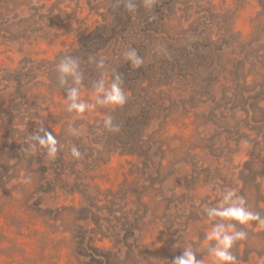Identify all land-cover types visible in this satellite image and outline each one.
Returning a JSON list of instances; mask_svg holds the SVG:
<instances>
[{
	"label": "rangeland",
	"instance_id": "obj_1",
	"mask_svg": "<svg viewBox=\"0 0 264 264\" xmlns=\"http://www.w3.org/2000/svg\"><path fill=\"white\" fill-rule=\"evenodd\" d=\"M112 2L0 0V167L20 161L35 145L49 167L62 160L67 171L73 166L69 180L75 184L57 202L84 200L92 212L89 225L102 226L97 245L117 250V244H131L133 253L120 251L117 264H174L187 259V252L215 264L210 255L215 239L201 241L202 222L210 236L213 226L234 231L228 224L235 223L214 214L217 195L227 208L245 188L251 201L259 200L257 183L264 194V114L254 106L243 109L240 95L250 105L256 95L264 106L259 0H159L127 32L114 34L93 61L102 74L91 76L85 61L68 52L84 43L87 27L112 18ZM222 36L232 43L223 55ZM200 45L210 47L211 61L195 59ZM132 48L144 63L135 80L128 83L126 75L131 89L119 108L130 111L129 117L119 116L122 128L125 121L139 132L131 141L121 128L108 132L104 120L116 115L106 95L113 75L127 69L123 54ZM222 58L227 62L220 68ZM61 62L70 67L66 79L51 78V68ZM80 103L86 105L83 114L68 111ZM46 132L57 140L55 159L51 146L40 144ZM73 146L80 159L73 158ZM12 189L7 202L22 197ZM229 190L236 195L226 199ZM252 246L259 248V241ZM255 262L264 264V258L254 256Z\"/></svg>",
	"mask_w": 264,
	"mask_h": 264
},
{
	"label": "trees",
	"instance_id": "obj_2",
	"mask_svg": "<svg viewBox=\"0 0 264 264\" xmlns=\"http://www.w3.org/2000/svg\"><path fill=\"white\" fill-rule=\"evenodd\" d=\"M157 3H159V0H157ZM125 4L134 6L132 11H128L125 8ZM258 5L261 7L262 17H264V0H259ZM135 7L137 12H135ZM110 8L113 11L112 18L103 20L100 23L95 22V25L90 29L87 27V31L84 30L82 32V34L86 32L84 43L80 42L78 47H72V51L68 52L70 55L73 53L76 59L85 61L86 66L83 69L89 72L91 76L94 73L102 74L101 67L97 70L93 61L100 60L99 55L104 54L106 47L116 36L114 34L120 31H122L121 34L127 32L134 20L145 18L148 12V9L143 6V0H113ZM260 27L263 30H260L262 34L259 35V40L264 44V25ZM227 32L228 30L225 29V33ZM221 39L220 50H222L223 55L228 53L232 43L227 36H222ZM209 48V46L206 48L202 45L198 46L195 59L200 57L206 63L208 60L211 61V53L207 52ZM226 62L227 60L222 58L221 65H219L220 68H223ZM77 65L75 64V67ZM126 68L122 72L118 70L113 75V78L116 80V75L120 74L123 80L120 87L124 88L127 86L125 91H130L129 89L131 88H129L130 85L128 83L131 80H135L136 71L140 72V68H132L131 62L127 63ZM105 71L108 72V70ZM50 72L51 78L56 79L55 77L60 76L66 79L65 72L61 71L58 65H55V68H51ZM126 75H130L128 83L125 81ZM261 93H264V91H261ZM240 95L244 102L243 109L254 106L260 114H264V106L259 104L260 100L255 98L256 95L254 96L255 102L253 105L247 104L243 92ZM115 110L117 112L113 117V121H116L119 125L121 113L123 116H130V111L128 112L126 109L119 111V107H117ZM124 123V128H122V124L120 125L121 134L122 132L126 133L129 137L132 135L131 141L135 137L137 138L139 132L136 129H131V125L126 128V122L124 121ZM41 151L42 149L39 151L37 145H35L34 148L31 147L24 151L20 161L14 160L9 165L6 162L5 166L0 167V180L2 179L0 193L3 195L0 201V211H5V224L0 228V264H117L116 261L118 262L120 251L133 253L134 250H130L131 244L126 242L117 244L115 246L117 250H113L114 246L104 248L96 244L95 235L101 231L100 228L102 226L92 228L89 225V215L92 212L85 205L84 200H77L76 202L67 200L66 197L63 203L57 202L61 200L60 194L65 195L62 190L69 191L75 184L74 180H72L73 178L69 180V174H74V167L70 165V169L68 168L69 171H67L65 162L62 160L56 167L54 166L55 163L52 167L50 164V168L48 164L43 162L42 156L44 152ZM56 156L59 157L58 155ZM62 156L63 153H61L60 158ZM9 171L12 174L8 175ZM3 174L7 175L6 179L3 178ZM28 178H30V182L24 183L23 181ZM260 186L261 183L256 184L259 200L251 201L252 198L248 197V193L246 194L248 191L246 188L242 189L241 196L244 197L246 207L249 210L259 212L264 217V194L260 190ZM7 187L10 188L7 190ZM12 188H17V190H14V195H16L15 192H19L22 197L15 196L17 200L11 199L7 202L5 201V196L13 194ZM217 196V204L213 210H223L226 205L219 201L222 197L220 195ZM45 199H52L57 203L46 204ZM230 200L231 203L228 200L229 207H231L230 204L232 205L233 201L237 200V197L230 198ZM235 206L240 205L236 202ZM209 218H211V215ZM202 223V237L200 239L201 241L210 242L212 240L208 238L210 236L209 226L205 222ZM256 226V221L251 222L249 226H242L237 223V229L243 228L248 234L247 239L237 241L231 249L237 257L238 264H251L254 256H258L261 259L264 258V230L257 231L255 230ZM255 240L259 241V248L252 246ZM213 242L216 243V240H213ZM243 251L245 252V257L241 258L240 254Z\"/></svg>",
	"mask_w": 264,
	"mask_h": 264
},
{
	"label": "clouds",
	"instance_id": "obj_3",
	"mask_svg": "<svg viewBox=\"0 0 264 264\" xmlns=\"http://www.w3.org/2000/svg\"><path fill=\"white\" fill-rule=\"evenodd\" d=\"M35 2V0H34ZM157 0H143V6L146 9L151 10ZM134 6L125 4V8L128 11H132ZM155 17H150V19H154ZM166 50V49H165ZM124 59L126 61L131 62V67L134 69H139L143 63L144 59L141 57L135 48H132L129 51H126L124 54ZM168 57L170 55L167 53ZM58 67L61 71L67 73L70 71V67L68 64L61 62ZM123 83L120 74L116 75V81L112 83L110 91L106 95V102L113 106V109L119 107L123 108L127 103L128 96L124 88L120 87V84ZM70 97H75V89L70 93ZM75 109L77 113L83 114L86 109V105L84 103L73 104L69 107L68 111H72ZM113 117L108 115L104 120V127L108 132L118 133L120 131V125L113 122ZM47 139H40L41 145H50L49 154L53 159L56 158V148L57 140L54 138L51 132H46ZM71 154L73 158L80 159L82 157V153L75 146L71 148ZM24 183H29L30 178L25 179ZM236 195L235 190H229L228 196L226 199ZM237 200L239 201L240 206H235V203L231 207L224 208L223 210H214V214L221 217L222 219L228 220L230 222L235 221L236 223H229L228 229H234V231L225 230L224 226H213L212 235L209 236V239L216 240V246H214L210 255L214 257L215 264H238L237 257L233 254L231 249L234 247L237 241L247 239V232L241 229H237L236 224L242 226H249L251 222L256 221L257 226L259 228L264 229V217L260 215L259 212H253L246 207V201L243 196L238 195ZM175 264H203L202 260H196L194 256L188 254L187 259H178Z\"/></svg>",
	"mask_w": 264,
	"mask_h": 264
}]
</instances>
